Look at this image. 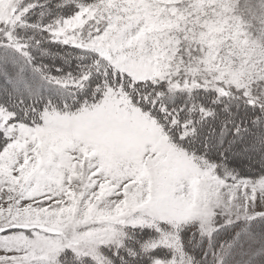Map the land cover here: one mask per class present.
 I'll list each match as a JSON object with an SVG mask.
<instances>
[{
  "label": "snow or ice",
  "instance_id": "obj_1",
  "mask_svg": "<svg viewBox=\"0 0 264 264\" xmlns=\"http://www.w3.org/2000/svg\"><path fill=\"white\" fill-rule=\"evenodd\" d=\"M0 264H264V0H0Z\"/></svg>",
  "mask_w": 264,
  "mask_h": 264
}]
</instances>
